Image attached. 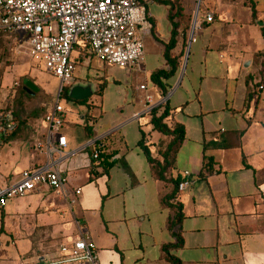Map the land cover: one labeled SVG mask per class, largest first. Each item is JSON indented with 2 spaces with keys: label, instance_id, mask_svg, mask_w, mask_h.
<instances>
[{
  "label": "crops",
  "instance_id": "0c3cea01",
  "mask_svg": "<svg viewBox=\"0 0 264 264\" xmlns=\"http://www.w3.org/2000/svg\"><path fill=\"white\" fill-rule=\"evenodd\" d=\"M148 20L142 71L129 69L141 80L133 92L107 96L106 63L75 48L71 85H106L77 111L67 108L61 153L39 147L48 128L34 112L26 116L27 136L0 132V187L51 163L68 190L82 188L73 206L48 187L0 206V264H54L81 228L97 245L98 264H170L169 245L180 264H264V0H156ZM159 70L174 72L161 77L164 88L153 81ZM166 105V124L182 129L184 139L163 181L143 146L163 159L171 138L154 128L151 111L161 107V114ZM210 142L225 147L205 149ZM95 151L109 159L96 160ZM205 156L213 158V172L202 176ZM185 171L192 185L170 201L184 213L171 228L174 210L165 199Z\"/></svg>",
  "mask_w": 264,
  "mask_h": 264
},
{
  "label": "built area",
  "instance_id": "2783aa9c",
  "mask_svg": "<svg viewBox=\"0 0 264 264\" xmlns=\"http://www.w3.org/2000/svg\"><path fill=\"white\" fill-rule=\"evenodd\" d=\"M156 0H0V36L19 41L31 58L44 62L46 71L61 82L60 90L44 121L48 131L39 147L46 146L50 155L61 153L67 137L61 129L68 122L70 111L61 103L62 94L71 86L77 66L72 57L76 47L90 50L103 63L142 71L145 56L143 36L152 28L148 7ZM214 16L207 14L206 21ZM264 89V86H260ZM140 89L146 90V85ZM148 101L151 95L146 96ZM17 121L7 114L0 121L4 136L13 133ZM57 139V143L55 140ZM94 158L99 157L95 151ZM67 179L57 168L47 163L21 172L20 179L0 187V206L8 200L27 196L48 187L61 193L75 205L82 188L68 190ZM192 185L190 171L183 173L178 190ZM61 258L54 264H98V248L88 232L81 228L71 244L62 245Z\"/></svg>",
  "mask_w": 264,
  "mask_h": 264
},
{
  "label": "rangeland",
  "instance_id": "374dc122",
  "mask_svg": "<svg viewBox=\"0 0 264 264\" xmlns=\"http://www.w3.org/2000/svg\"><path fill=\"white\" fill-rule=\"evenodd\" d=\"M103 69L110 83L107 96L115 95V90L122 91L123 95L133 92L135 86L141 82L138 75L131 73L127 68L106 64ZM87 71L85 68L79 69L78 73L85 75ZM100 75H103V71ZM24 78L30 79L41 90L33 87L38 93L31 96V92L24 90ZM116 80L121 84H114ZM60 85V80L46 71L44 62L31 58L26 50L19 46L17 39L10 36L0 38V121L7 114H11L18 123L14 133H18L20 137L28 135L31 125H27L26 116L29 117L28 114L34 111L38 117H45L56 101ZM61 103L73 112L81 107V104L70 101L63 95Z\"/></svg>",
  "mask_w": 264,
  "mask_h": 264
},
{
  "label": "trees",
  "instance_id": "16d2710c",
  "mask_svg": "<svg viewBox=\"0 0 264 264\" xmlns=\"http://www.w3.org/2000/svg\"><path fill=\"white\" fill-rule=\"evenodd\" d=\"M253 13L255 14L254 10H253ZM174 35H175V32H174ZM2 37H5V36H0V38H2ZM175 43L176 42L173 38L171 40L170 44L167 45L166 56H167L169 62H172V58L170 57L169 51L175 45ZM173 73L174 72H167L164 70H159L153 74V81L155 84H157L161 88H164L163 84H162L161 77L168 78L171 75H173ZM22 81H23V84L25 86L24 90L27 93L31 92V91L34 92L35 94L38 93V91H35V89H34L35 87H38V86L35 85L33 82H31L30 79L24 78ZM105 85H106V82L100 83L99 87L96 91V94H101ZM262 86H264V85H262ZM38 89H39V87H38ZM68 91H69V87L62 94L66 99L73 101V102H76V103H79V104H84L88 101V99L81 100V101L74 100V99L69 97ZM160 108L161 107L154 108L151 111V115H152L151 123L154 125V128L156 130H158L159 132H161L164 135L171 138L170 141L168 142V144L166 145V149L161 150V156L163 157V159L154 158L151 155L149 148H147L146 146H143V147H144V151H145V154L147 156V159L151 163L152 172L155 175V177H157L158 179H161L163 181H167L168 179L166 177V173L169 169H172L174 167L173 162H174V159L176 157L178 148L181 145L182 140L184 139V133H183L182 129H180V128L171 129L166 124L165 118L167 116H169L167 105H166V109L161 114H159ZM222 147H225V146H223L220 142H210V143H207L205 145V149H218V148H222ZM205 157H206V162H205L204 170L202 172V176H206V175L211 174L213 172V165H212L213 164L212 163L213 158L211 156H205ZM103 158L109 159V156L106 157V155L104 153H100L99 157L96 160L100 159L102 161ZM180 181L181 180H173L172 181V183H174V185H175V190L173 191L172 194L167 196V198L165 199V204H167L169 207H171L174 210V216H173V219L171 220V228L174 227L175 225L179 224L181 222L182 218L184 217L183 205L181 203H171L170 202L172 199L177 198L178 185H179ZM170 247H171V245L165 246V248H164L167 260L170 262V264H180L179 261L173 255H170V253H169Z\"/></svg>",
  "mask_w": 264,
  "mask_h": 264
},
{
  "label": "water",
  "instance_id": "95a60500",
  "mask_svg": "<svg viewBox=\"0 0 264 264\" xmlns=\"http://www.w3.org/2000/svg\"><path fill=\"white\" fill-rule=\"evenodd\" d=\"M198 13H199V8L197 9L196 15H195V20L198 18ZM195 23V22H194ZM260 25H264V22H258ZM96 92L95 89V84L92 82L88 83H74L69 87L68 95L70 98L74 100H86L93 96ZM37 264H45L44 259L41 258Z\"/></svg>",
  "mask_w": 264,
  "mask_h": 264
}]
</instances>
